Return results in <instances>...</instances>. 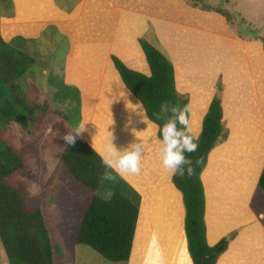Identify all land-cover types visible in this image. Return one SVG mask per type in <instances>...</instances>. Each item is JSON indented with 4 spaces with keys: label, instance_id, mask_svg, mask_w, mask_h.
I'll return each instance as SVG.
<instances>
[{
    "label": "trees",
    "instance_id": "16d2710c",
    "mask_svg": "<svg viewBox=\"0 0 264 264\" xmlns=\"http://www.w3.org/2000/svg\"><path fill=\"white\" fill-rule=\"evenodd\" d=\"M196 5L195 2L194 6ZM204 6H201L203 11H210L211 7ZM212 10L219 13L218 10ZM54 33L57 34L54 27L48 26L40 39L48 38ZM3 34L0 27V245L9 264H55L53 242L49 235L50 225L42 211L41 197L30 194L17 178L28 171L25 158L2 137L6 126L15 124L27 138H32L36 119L41 120L45 116V105L49 102L44 99L39 115L31 118L30 104L23 99L20 83L26 75L32 73L35 59L22 50L23 47L18 42L21 37L5 41ZM137 42L142 49L149 75L129 68L115 55H111L110 59L127 90L142 105L146 118L153 124L162 126L165 120H157L155 113L160 111L163 101H169L173 106L178 105L181 108L188 107V102L176 91L173 64L156 38L150 23L148 30ZM72 50L71 42L67 66V71H70L69 80L75 76L73 74L77 73L79 67L78 62L74 64L72 61ZM136 66L141 69L139 64ZM218 91L221 92V89L218 88ZM83 92L86 94L85 106L88 108L91 95L84 89ZM217 93L202 121V129L196 141L199 148L190 154L194 163L201 161L196 165L195 175L191 178L187 175L171 178L183 198L184 232L192 264H216L227 246L226 239L220 240L214 246H208L206 243L205 197L200 179L208 154L223 129L221 96ZM87 115L85 113L83 130L90 122ZM240 130L239 126L234 128V132ZM71 134L75 136V130ZM157 137L160 138L158 129ZM100 139L93 136L90 143L103 154L105 147L99 144ZM258 150H264V138L259 143H250L242 138L241 143L237 145L223 146L211 152L203 177L208 199L211 200V192L213 193L212 181L222 190L225 199L236 201V196L245 197L255 181L260 162L259 157H255ZM104 171L101 156L80 136L74 146L65 143L56 164L57 185L53 203L58 214L56 230L63 249L69 252L72 262L75 261V248L78 245L89 247L111 263H126L130 258L140 196L119 177L115 184L109 181L101 183L100 177ZM103 191L109 193L108 198L100 196L99 193ZM160 192L162 201L168 204L164 213L169 211L170 204L175 208L177 196L173 194L167 182L162 184ZM149 201V197H146L138 220L131 264L141 261L148 239L152 241L153 249L152 255L147 254L148 264H164V261L166 264L183 262L179 230L176 228L172 231L168 224L163 223L164 220L160 221L159 216L156 217L157 221L151 218ZM232 203L234 205L233 201ZM249 208L264 228V166L250 199ZM211 216L212 213L208 217L210 222ZM62 260L60 264L63 263ZM66 260L64 258L63 261Z\"/></svg>",
    "mask_w": 264,
    "mask_h": 264
},
{
    "label": "crops",
    "instance_id": "0c3cea01",
    "mask_svg": "<svg viewBox=\"0 0 264 264\" xmlns=\"http://www.w3.org/2000/svg\"><path fill=\"white\" fill-rule=\"evenodd\" d=\"M36 1H43L45 5L51 3L55 12L66 17L72 16L74 13L76 14L84 3L83 1L86 0H59L58 3L55 0ZM16 7V3L13 0V13L10 16L0 14V26L3 21H13L16 19ZM41 7L40 4L39 9ZM48 7L49 9L51 8V6ZM74 9L76 10L73 12ZM167 9L168 6L166 7ZM202 13L184 8L183 13L178 16L181 18L170 20L167 12L165 13L166 17L162 18L161 21H157L152 17L153 24H151L156 38L166 50L173 64L176 91L188 102L190 134L192 136H199L203 118L218 90L216 84L217 82L221 84L219 88L222 91L223 129L214 148L209 152L206 166L200 175L205 197L204 223L206 243L208 246H214L222 239L227 240L226 249L218 257L216 264H264V228L249 208L250 199L264 166V150L262 152L260 150L256 151L257 155L255 157H259L260 162L255 181L249 193L243 198L242 196L239 198L236 196V201L229 198L225 199L222 190L212 181V184H210L213 193L211 192V200H209L203 178L209 163V155L214 150L223 146L232 147L233 144L237 145L241 143L242 138L247 139L250 143H259L264 138V46L258 39L245 40L229 31L226 27L225 19L217 13L219 17L215 14L206 15L212 17L214 20L213 24H209L208 22V24H203V20L198 16L202 15ZM41 14L35 15V18L31 19L30 24L40 19L43 16ZM55 24L59 26L56 21L51 20L34 35L14 34L3 38L5 41H10L13 37H21L29 41L39 39L42 36V32L48 26H53L56 30L57 34L54 37L58 38V35L68 37L70 48L66 55L64 76H66L65 84L73 86L77 90L79 98L81 120L75 131L83 125L85 113H87L90 122L87 123L85 130L79 133V136L100 156L102 153L92 146L90 138L93 136L97 139L101 138L99 144L105 147L108 142L106 132H110L114 137L111 142L116 146L117 150H123L137 142L144 145L141 174L122 178L140 196L135 233L142 207L145 204V198L149 197V216L156 221V217L159 216L161 218L160 221L164 220L163 223L168 224L172 231L176 228L179 230L180 253L184 260L183 262L174 261L173 264H192L184 232L185 207L182 194L174 187L171 181L172 177L162 169L159 158L161 145L157 137V128L146 118L142 105L127 90L110 57L107 56L109 54H106L108 53L106 52L107 50L109 51L112 49L111 47H114L119 42L118 37L112 40V42H110L109 38L102 40V43H105V40H109V42L106 41L109 44L112 43L111 47L109 44L107 45L105 58L99 55L102 49L95 50L92 45L93 37H97V34H94V30L84 27L83 34L77 35L75 41L71 34L63 33ZM147 30V24L140 25V34H144ZM205 34L209 36L208 38H216L215 43L213 42L214 44H216L217 39H220L222 45H225V52L224 54H219L222 55L223 66L217 65L216 52L214 56L211 54L206 55L204 52L203 64L205 70L202 78H200L195 71L194 62L198 56L200 40ZM135 36L131 39L132 42H130L129 46L122 41L114 47V52H111L129 68L149 75V69L143 58L142 49L137 42L138 37ZM71 42L74 43L71 57L75 54L76 47L79 46L80 53H83V49H85V52L88 51L90 53L91 49L93 51L91 58L97 59L99 56L101 59L105 58L103 62H107L108 65L106 72L100 67L101 64H98V67L95 66L99 74L96 80L92 81L90 79L91 83H89V87L93 88L94 84V86L97 85V88L91 91V97L88 99V104H90L88 108L85 106L86 94L82 89V85L86 84L88 77L85 74V70L82 68L80 71H77L72 79H68L67 66ZM228 53L230 54L225 55ZM215 59L217 66L212 67ZM227 60H230V62L228 63ZM136 64H139L141 69ZM95 76L92 77L95 78ZM236 126L241 128L239 132H234ZM166 182L169 188L172 189L173 194L177 196V202L175 208L170 204L169 211L164 213L167 203L162 201V192L160 191L162 184ZM175 210L177 213H175ZM210 213H212L211 219L213 223L208 219ZM151 247L152 241L148 239L143 258L138 264H148L146 257L149 256L147 255L148 253L152 255L153 249ZM132 250L127 264H131ZM155 253L157 252L155 251ZM154 256L156 257L157 255L154 254ZM164 264H166L165 261Z\"/></svg>",
    "mask_w": 264,
    "mask_h": 264
},
{
    "label": "rangeland",
    "instance_id": "374dc122",
    "mask_svg": "<svg viewBox=\"0 0 264 264\" xmlns=\"http://www.w3.org/2000/svg\"><path fill=\"white\" fill-rule=\"evenodd\" d=\"M14 1L17 6L16 19L3 21L0 26L4 37L14 34L34 35L42 26L53 20L63 30L71 34L75 41L77 35L83 34L84 27L94 30L97 37H93L92 45L95 50L102 49L99 55L104 57L109 44V40L102 43L104 38H109L112 42L118 37L119 42L124 41L129 46L134 35L138 38L143 35L139 31L140 25L153 24L152 17L161 21L162 18L166 17L165 13L167 12L170 20L181 18L178 16L183 13L184 8L203 12L202 15H198L203 20V24L214 23L212 17L206 15L220 13L219 15L225 19L229 31L245 40L258 39L264 46V0H86L83 1L84 3L76 14L66 17L55 12L51 3L45 5V2L36 0ZM55 1L59 2V0ZM195 2L196 6H194ZM201 3L205 5L204 7H211L210 11H203ZM40 4L42 7L39 9ZM47 6H51V8L49 9ZM167 6L168 9L166 10ZM212 9L218 10L219 13L216 14ZM12 13L13 0H0V14L10 16ZM39 13H42L43 16L30 24L31 19ZM219 15L217 16L219 17ZM53 35L56 36L55 33ZM53 35L44 39L39 38L30 41L20 39L18 41L23 47L22 50L35 59L32 73L26 75L20 83L23 99L30 104L31 118L39 115L43 101L46 99L49 104L45 105L47 108L45 116L41 120L36 119L37 124L32 128V138H27L15 124L6 126L2 137L25 158L28 171L17 178L25 185L30 194L41 197L42 211L46 222L50 225L49 235L53 242L54 263L60 264V261L66 258L67 260L65 262L62 260L63 263L61 264H127V262H108L84 245L76 246L75 261L72 262L69 252L64 251L61 238L56 230L58 214L53 203L57 185L56 164L66 143L64 137L75 130L81 119L77 90L73 86L65 84L64 67L70 42L65 35H58V38ZM208 37L205 34L200 40L198 56L196 55L197 59L194 62L195 71L200 78H202L205 70L204 52L206 55L211 54L212 56L216 52L217 65L223 66L222 55L219 54H224L225 45H222L220 39H217L216 44H214L216 38ZM119 42H115V46ZM109 45L111 47L112 43ZM114 47L106 51L108 52L106 54H109L107 56L114 55L112 53ZM75 50L72 61L74 64L79 63L78 71L83 68L85 74L88 75L87 85H82V88L91 95V91L96 89L97 85L94 86L92 83L93 88L89 87L90 79L96 80L99 74L95 66L98 67V64H101L100 67L106 72L108 65L107 62H103L106 57L104 59L99 58L100 56L97 59L91 58L93 51L90 49V53H88L83 49V53H80L79 46ZM227 62L229 63L230 60ZM217 65L215 59L212 67ZM69 72L67 71V75ZM93 74L96 75L95 78L92 77ZM219 83L216 84L218 88L220 87ZM217 92L218 95H222V91L217 90ZM99 194L103 198L109 197V193L105 191ZM0 264H9L1 245Z\"/></svg>",
    "mask_w": 264,
    "mask_h": 264
},
{
    "label": "clouds",
    "instance_id": "9594fccd",
    "mask_svg": "<svg viewBox=\"0 0 264 264\" xmlns=\"http://www.w3.org/2000/svg\"><path fill=\"white\" fill-rule=\"evenodd\" d=\"M157 120H165L163 125L154 126L159 131V158L163 171L170 177L179 175L180 177L191 178L196 173V165L200 160L193 161L192 153H195L199 144L198 137L190 135V120L188 107L183 108L178 105L173 106L169 101H163L160 111L155 113ZM84 126L76 130V135H66L64 140L68 145L74 146L79 133ZM108 142L101 155V164L105 171L100 177V182L109 181L113 184L117 178L127 176H138L142 171V160L144 155V145L140 142L133 143L123 150H117L111 142L114 137L110 132H106Z\"/></svg>",
    "mask_w": 264,
    "mask_h": 264
},
{
    "label": "water",
    "instance_id": "95a60500",
    "mask_svg": "<svg viewBox=\"0 0 264 264\" xmlns=\"http://www.w3.org/2000/svg\"><path fill=\"white\" fill-rule=\"evenodd\" d=\"M219 86H220V83H219Z\"/></svg>",
    "mask_w": 264,
    "mask_h": 264
}]
</instances>
